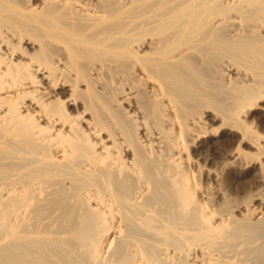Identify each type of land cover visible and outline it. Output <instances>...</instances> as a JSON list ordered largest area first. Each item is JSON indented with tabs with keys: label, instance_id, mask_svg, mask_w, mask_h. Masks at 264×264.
<instances>
[{
	"label": "bare ground",
	"instance_id": "1",
	"mask_svg": "<svg viewBox=\"0 0 264 264\" xmlns=\"http://www.w3.org/2000/svg\"><path fill=\"white\" fill-rule=\"evenodd\" d=\"M261 110L264 0H0V264H264Z\"/></svg>",
	"mask_w": 264,
	"mask_h": 264
},
{
	"label": "rangeland",
	"instance_id": "2",
	"mask_svg": "<svg viewBox=\"0 0 264 264\" xmlns=\"http://www.w3.org/2000/svg\"><path fill=\"white\" fill-rule=\"evenodd\" d=\"M247 120L249 122L253 123L254 126H260V124H259L260 121L264 122V111L261 110L258 113H254V114L248 116ZM239 137L240 136L237 135V134H235V133L225 132L221 137L211 138L208 142L198 143V147H199L200 154L203 153V152H205L209 147H211L213 145H216L217 143L219 145H216V146H219V148H221L224 151H228V150H226L225 147H228L229 150H232V148H235V147H233V145H232L231 142L232 141H236V140L237 141H240L241 138H239ZM226 140H227V142H226ZM224 151H223V153H224ZM252 152H253V150H252ZM254 153H255V151H254ZM224 156H225V153H224ZM263 163H264V160H263ZM246 168L247 167H244V169H243V167H242L241 168L242 170H240V172L242 171V173H244V171H246ZM258 169H259V166H258ZM255 173L258 174V175L260 174L257 171L256 172H249L248 174H245L242 177L241 176L240 177H235L234 180L231 182V184L230 183H226L223 180L222 181V188H224L223 190H225V191H227L229 189L234 190L233 197L241 196L240 195L241 193L240 192L239 193L237 192L238 190H242V187L240 186V184L247 183V181H249L251 179V177H253V176L256 175ZM242 195H243V193H242Z\"/></svg>",
	"mask_w": 264,
	"mask_h": 264
}]
</instances>
